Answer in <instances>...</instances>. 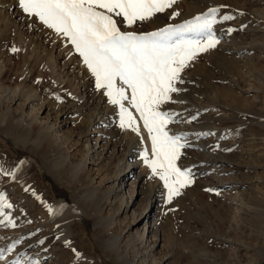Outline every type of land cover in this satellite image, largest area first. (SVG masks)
I'll use <instances>...</instances> for the list:
<instances>
[{"label":"rangeland","instance_id":"rangeland-1","mask_svg":"<svg viewBox=\"0 0 264 264\" xmlns=\"http://www.w3.org/2000/svg\"><path fill=\"white\" fill-rule=\"evenodd\" d=\"M4 1L0 0V197L12 207H0V264L19 259L29 264L264 262V0H176L164 12L132 27L125 26L122 17H114L121 31L144 35L217 10L213 32L219 43L188 62L176 84L180 91L159 107L174 121L166 131L182 137L178 167L192 173V183L171 202L163 181L143 159L145 153L153 159L152 146L136 110L124 103L134 113L139 134L120 127L118 107L109 103L104 89H97L95 77L87 73L67 38L62 36L54 47V30L24 13L19 0L15 3L21 16L12 18L10 10L3 8ZM224 16L231 19L223 20ZM33 22L38 25L35 31L28 29ZM248 46L239 53V47ZM100 95L106 99L103 108L110 104L111 121L108 129L103 126L106 135L93 150L102 155L90 159L83 131L91 113L88 106ZM188 112L194 116L186 118ZM205 115L211 130L201 136L195 129H202L204 124L198 121ZM54 120L58 136L48 133ZM193 133L198 135L195 143ZM105 140L108 153L100 147L108 144ZM115 144L119 159L113 165ZM137 144L140 149L134 151L137 155L126 170L138 163L137 175L122 189L127 190V199L129 184L143 173L135 209L138 213L151 209L154 219L145 242L132 235V210L125 218L121 199H115L114 189L106 188L121 168L116 165L126 164L122 154ZM211 155L234 162L235 168L218 173L208 160ZM154 189L160 191L158 203L152 197ZM43 254L49 257L42 258Z\"/></svg>","mask_w":264,"mask_h":264},{"label":"snow or ice","instance_id":"snow-or-ice-1","mask_svg":"<svg viewBox=\"0 0 264 264\" xmlns=\"http://www.w3.org/2000/svg\"><path fill=\"white\" fill-rule=\"evenodd\" d=\"M176 0H19V7L46 27L67 38L104 89L109 103L118 107L120 127L139 134L128 101L139 114L151 140L153 159L143 156L153 175L163 181L171 202L182 188L192 183L191 169L181 170L177 161L184 147L182 137L170 135L166 126L174 122L159 111L180 90L181 72L198 53L214 48L219 40L213 32L216 9L179 27L137 35L123 32L114 17L127 27L151 19ZM103 9L104 11H100ZM231 17L224 16L223 20ZM229 32L232 29L228 30ZM15 51V49H13ZM119 81L121 86H117ZM131 90V98L126 95ZM0 207L11 208L4 197ZM9 224L15 226L11 219Z\"/></svg>","mask_w":264,"mask_h":264},{"label":"bare ground","instance_id":"bare-ground-1","mask_svg":"<svg viewBox=\"0 0 264 264\" xmlns=\"http://www.w3.org/2000/svg\"><path fill=\"white\" fill-rule=\"evenodd\" d=\"M15 1L16 0H12V1H8V0H5L4 1V7L3 8H6V10H10V13H11V16H12V18H16V17H19V16H21L20 14V10H19V8H17V6H18V4L17 3H15ZM18 2V1H17ZM17 8V9H16ZM16 9V10H15ZM33 21V20H32ZM31 21V22H32ZM27 23V22H26ZM29 28L28 29H32L33 31H35L36 30V28H38V25H36L34 22L33 23H31L29 26H28ZM43 31H45V30H43ZM48 33V32H47ZM46 33V34H47ZM48 37H50L51 36V34H49L48 33V35H47ZM54 37H55V42L53 43V45H54V47L56 46L55 44H56V42L58 41V40H60V39H62V35H58L56 32H54ZM22 39H24V36L22 37ZM26 40V39H25ZM66 40V39H65ZM225 41V40H224ZM35 42H37V41H35ZM63 42V41H62ZM251 45V44H250ZM249 45V46H250ZM248 46V48L247 47H239L238 48V51H239V53H244L245 52V50H248V49H250V47ZM66 47V46H65ZM73 47V46H72ZM226 47V46H225ZM67 48V47H66ZM62 49H63V46H62ZM225 50V49H224ZM227 51H233L234 52V50L232 49V48H229L228 47V49H226ZM51 54H52V52H51ZM52 60H53V57L51 58ZM84 67H86V66H84ZM84 67H82L81 69H83ZM55 68V67H54ZM85 70V69H84ZM59 72H60V70H58ZM89 72V75H90V71H87V73ZM63 73V72H62ZM62 73H60V75L62 74ZM68 74H69V72H67ZM60 75H58L59 77H60ZM87 75L88 74H86V78H87ZM89 75H88V77H89ZM91 75H92V73H91ZM93 76V75H92ZM65 77V76H64ZM63 77V78H64ZM68 77V76H67ZM88 79V78H87ZM89 80V79H88ZM87 81V80H86ZM63 82V81H62ZM119 82V81H118ZM88 83V82H87ZM90 84V83H89ZM79 85H81V84H79ZM119 85H120V83H119ZM1 86V85H0ZM121 86V85H120ZM91 88V87H90ZM82 91V90H81ZM84 92V91H83ZM80 96H81V94H79ZM126 95L129 97V99L131 98V90H129V89H126ZM183 100V99H182ZM181 101V100H180ZM106 102V99L102 96V95H100V96H98L97 97V100H96V103L95 104H92V103H90L89 102V104H92V105H89L88 107H92L91 109H89V110H91V111H89V112H91L90 114H89V119H88V124L86 125V127L84 128L85 130L83 131V133H84V137H86L87 139H86V142L88 143V145H87V148H88V152H87V155H86V158H90V159H94L95 157H97V158H100V156L102 155V151H93L94 149H97V146L99 145V139L101 138V140L100 141H102V137H103V134L104 135H106L104 132V129H103V126H105L107 129H108V126L109 125H107V122L108 121H111L110 120V110H109V105L107 106V107H104L103 108V104ZM182 102V101H181ZM185 102V101H184ZM94 103V102H93ZM124 103H125V106L128 108H130L131 107V105L128 103V101L126 100V101H124ZM183 104V103H182ZM200 104V103H199ZM83 106H87V102H85L84 103V105ZM187 106L189 107L190 105L189 104H187ZM202 106V105H201ZM34 107V106H33ZM81 107V106H80ZM87 107V108H88ZM175 107V109H176V111L178 110V106L176 107V106H174ZM182 107H184L183 105H182ZM204 107V106H203ZM201 108V109H205V108ZM112 109V108H111ZM34 109H32L31 111H33ZM41 110V109H40ZM130 110H132V109H130ZM185 110V109H184ZM188 110H190V109H188ZM63 111V110H62ZM85 111H86V109H85ZM109 111V112H108ZM174 111V110H173ZM193 111V110H192ZM67 112V111H66ZM185 113V112H184ZM31 114V113H30ZM132 114H134L133 113V111H132ZM113 115V114H112ZM137 115V114H136ZM30 116V115H29ZM50 116H52V115H48V117L49 118H47V119H50ZM191 116H194V112H188V114L186 115V118H189V117H191ZM206 116L207 115H205V116H202V118L198 121L199 123H202V124H204V126H201L202 127V129H197L196 127V129L195 130H197V133L199 134V133H201L202 135L201 136H204L205 134H207V132H209L211 129H210V127L206 124V121H205V119H206ZM113 117V116H112ZM111 117V119H113ZM105 118H108V120H104ZM118 118V117H117ZM35 120V119H34ZM38 121V120H37ZM55 121L56 120H54V121H51V122H49V124H48V127H47V129H49V134L50 133H52L53 132V134L55 135V136H58V134H59V130H58V128L56 127L57 126V123H55ZM179 121V120H178ZM185 122V121H184ZM31 123H32V121H31ZM63 125H65V124H63ZM139 125V124H138ZM110 127V126H109ZM60 128V127H59ZM61 128H62V126H61ZM185 128V127H184ZM194 129V128H193ZM192 128L189 130V133H190V131L191 130H193ZM184 130V129H183ZM213 130V129H212ZM217 130V129H216ZM215 130V131H216ZM47 131V130H46ZM219 131H222V130H219ZM218 131V132H219ZM113 134H112V136L115 134L114 132H112ZM98 134V135H97ZM187 134V133H186ZM204 134V135H203ZM221 134V133H220ZM97 135V138L94 140V142H95V145H91V143H90V141H93V138H95V136ZM102 135V136H101ZM212 135H213V133H212ZM225 135V134H224ZM61 136V135H60ZM101 136V137H100ZM193 138H191L193 141H194V143L196 142V140H195V137H197L198 135L195 133H193ZM201 136H199V137H201ZM62 137H64V136H62ZM61 137V138H62ZM198 137V138H199ZM215 137H216V135H215ZM218 137V136H217ZM128 138V137H127ZM209 138H211V137H209ZM219 138V137H218ZM190 139V140H191ZM212 139V138H211ZM142 140V139H141ZM198 140V139H197ZM213 140V139H212ZM216 140V139H215ZM223 140V139H222ZM132 141V140H131ZM226 141V140H225ZM105 142L106 143H108L107 145H105V143H104V145L103 146H100V147H103V149H105L104 150V152L106 151V150H108L107 151V153L110 151L109 149H108V147H109V142L108 141H106L105 140ZM191 142V141H190ZM203 142V141H202ZM210 142H212V141H210ZM209 142V143H210ZM119 143L121 144V142H119V140H118V145H119ZM133 144H135L134 142H132ZM199 143H201V142H199ZM198 143V144H199ZM204 143L205 142H203L202 144H201V146H204ZM221 143H223V142H221ZM133 144H132V146H133ZM141 144V143H140ZM190 144V143H189ZM208 144V143H207ZM224 144H225V142L223 143V146H224ZM74 145H76V144H74ZM78 145V144H77ZM193 144H190V146H192ZM195 145V144H194ZM196 145H197V143H196ZM222 145V144H221ZM130 146V145H129ZM132 146H130V148H129V150H128V152L126 153V154H122L123 155V157H126V164H125V166L123 167L122 165H120L121 164V161L119 162V164H117L116 165V167L117 166H120L121 168L118 170V171H116V172H114V173H117L115 176H114V178H113V180L112 181H110V180H108V182H106V183H111L108 187H106L107 189H114V191H115V195H116V197H115V199H117V198H120L121 200L120 201H122L119 205H121V207H120V211H121V213L122 214H124L125 215V218H127V215L129 214V213H131V210H132V213H131V219H132V221H131V223H130V229H133L134 228V233L132 234L134 237H136V238H140V239H142L143 241L142 242H145L146 241V238H147V236H149L148 234H149V228H150V225H151V223H153V218L152 217H150V211H151V209H148L147 210V207H146V209L143 211V212H141V213H138L137 212V210L135 209V205H136V201H137V197L139 196V195H141L142 194V192H140L141 191V187H142V184H141V182H142V180L144 179L143 178V173H141V174H138V176L136 177V179H134V181H131V184H129V188L128 187H125V189H129V197L126 199V197H127V190H125V192L123 191L124 189H122L123 187H124V185H126V186H128V182H129V180H130V177L132 176V177H135L137 174L136 173H134V168H137V165H138V163H135L134 164V167H132V169L130 170V171H126L127 170V168H128V166L130 165V163L131 162H133L132 160L135 158L134 156H136L137 154H135L134 153V151H138V148L140 147V145H138L137 144V146H134V147H132ZM144 146V145H143ZM143 146H141V148L143 147ZM207 146V145H206ZM226 146V145H225ZM205 147V146H204ZM199 148V147H198ZM206 148V147H205ZM223 148V147H222ZM140 149V148H139ZM226 149V148H225ZM142 150V149H141ZM222 150V149H221ZM227 150V149H226ZM94 152V155L93 154H91V153H93ZM117 146H116V144L114 145V147H113V150H112V153H113V157H111L112 158V160H110L111 162H113L112 164L114 165V161H118V159L119 158H117ZM223 152H225V151H223ZM219 154V153H218ZM209 155V154H208ZM222 155H225L226 156V154H222ZM213 155H211V156H209L208 157V160H209V158L211 159L210 161L213 163V165H215L216 166V169H217V171H218V173L220 172V173H224V172H230V171H232L235 167H233V163L232 162H230V161H226V158H224V159H219L220 157L218 156H216L217 158H215V157H212ZM220 156H221V154H220ZM224 156V157H225ZM227 157V156H226ZM205 158V157H204ZM222 158H223V156H222ZM102 159V158H101ZM103 159H105V158H103ZM229 159V158H228ZM121 160V159H120ZM122 160H125V159H122ZM206 160V159H205ZM95 162L97 161V160H94ZM110 162V163H111ZM123 162V161H122ZM127 163L129 164V165H127ZM94 164H96V163H94ZM112 164H110L111 166H112ZM205 165V164H204ZM211 165V164H210ZM80 166H81V163H79V166L77 167V170L79 171V168H80ZM212 166V165H211ZM211 166H209V168L211 167ZM113 168V167H112ZM212 168V167H211ZM210 168V169H211ZM82 169V168H81ZM80 169V170H81ZM205 169V168H204ZM207 169V168H206ZM213 169V168H212ZM217 173V172H216ZM213 177V176H212ZM112 179V178H111ZM104 181V180H103ZM105 182V181H104ZM104 184V183H103ZM137 189V190H136ZM153 190V189H152ZM109 192V191H108ZM136 192V193H135ZM151 192V191H150ZM149 192V193H150ZM160 192V191H159ZM159 192H156L155 191V189H154V192H152V194H153V196H152V194L150 193V194H148L150 197L148 198V200L150 201L151 200V198L152 197H156L155 198V200H154V202L155 203H158L159 201ZM112 193V192H111ZM148 193V192H147ZM125 195H126V197H125ZM152 196V197H151ZM126 199V200H125ZM161 199V198H160ZM148 204V206L151 204H149V202L147 203ZM97 213H98V211H97ZM145 219H147V222H146V225L144 226V227H142V228H139V224H141V223H143L144 221H145ZM152 220V221H151ZM155 223V222H154ZM154 225V224H153ZM135 227H136V229H135ZM154 227V226H153ZM13 236V235H12ZM13 240V239H12ZM13 241H16V239H14ZM30 243V242H29ZM29 243H27L26 244V248H28V246H29ZM17 245V244H16ZM23 246V245H22ZM148 247H149V245H148ZM155 247V245L153 246V247H151V248H154ZM16 248V247H15ZM146 249H148V248H146ZM4 250V249H3ZM19 250H22L21 248L20 249H16V251H19ZM35 250V249H34ZM33 251V250H32ZM148 251V250H147ZM30 252V251H29ZM35 252V251H34ZM15 254V253H14ZM29 254H31V255H33L34 253H29ZM11 255V254H10ZM28 255V254H27ZM11 257V256H10ZM47 257H49V255L48 254H46V255H42V258H47ZM13 258V257H12ZM16 258V257H15ZM15 262V261H14ZM29 264V263H27V262H25L24 263V261H21L20 259L19 260H17L14 264ZM39 264H41V263H39Z\"/></svg>","mask_w":264,"mask_h":264},{"label":"water","instance_id":"water-1","mask_svg":"<svg viewBox=\"0 0 264 264\" xmlns=\"http://www.w3.org/2000/svg\"><path fill=\"white\" fill-rule=\"evenodd\" d=\"M261 264H264V262H262Z\"/></svg>","mask_w":264,"mask_h":264}]
</instances>
